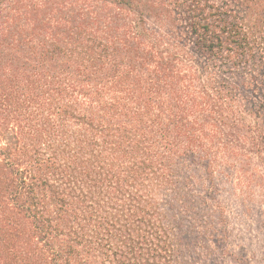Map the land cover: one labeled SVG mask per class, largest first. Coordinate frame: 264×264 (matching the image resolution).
<instances>
[{
	"label": "trees",
	"instance_id": "trees-1",
	"mask_svg": "<svg viewBox=\"0 0 264 264\" xmlns=\"http://www.w3.org/2000/svg\"><path fill=\"white\" fill-rule=\"evenodd\" d=\"M237 148L264 163V0H0V264L231 255Z\"/></svg>",
	"mask_w": 264,
	"mask_h": 264
},
{
	"label": "rangeland",
	"instance_id": "rangeland-1",
	"mask_svg": "<svg viewBox=\"0 0 264 264\" xmlns=\"http://www.w3.org/2000/svg\"><path fill=\"white\" fill-rule=\"evenodd\" d=\"M237 151L244 168L218 167L216 173V197L226 208L231 255H223L211 243L210 248L202 243V250L191 253L193 264H264V163L252 153ZM198 169L203 175V168ZM204 185L203 180L195 182V189L202 190Z\"/></svg>",
	"mask_w": 264,
	"mask_h": 264
}]
</instances>
